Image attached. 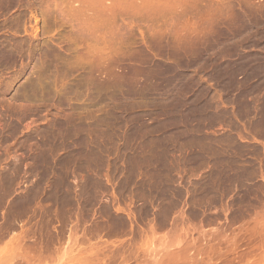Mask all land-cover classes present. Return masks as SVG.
Segmentation results:
<instances>
[{
    "label": "rangeland",
    "instance_id": "374dc122",
    "mask_svg": "<svg viewBox=\"0 0 264 264\" xmlns=\"http://www.w3.org/2000/svg\"><path fill=\"white\" fill-rule=\"evenodd\" d=\"M2 261L264 264V0H0Z\"/></svg>",
    "mask_w": 264,
    "mask_h": 264
},
{
    "label": "bare ground",
    "instance_id": "6f19581e",
    "mask_svg": "<svg viewBox=\"0 0 264 264\" xmlns=\"http://www.w3.org/2000/svg\"><path fill=\"white\" fill-rule=\"evenodd\" d=\"M5 252V251H4ZM6 253V252H5ZM4 255H2V257H1V259L3 260V258H5V256H6V258H5V260H8L9 258H10V256L7 254V255H5L4 257H3ZM7 257H9V258H7ZM11 260V259H10ZM9 261V260H8ZM10 263H11V261H9ZM8 262V263H9ZM5 263V262H4ZM7 263V264H8ZM2 264H3V261H2Z\"/></svg>",
    "mask_w": 264,
    "mask_h": 264
}]
</instances>
